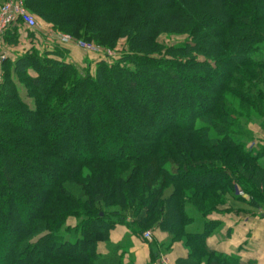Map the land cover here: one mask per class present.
Listing matches in <instances>:
<instances>
[{
	"label": "trees",
	"instance_id": "1",
	"mask_svg": "<svg viewBox=\"0 0 264 264\" xmlns=\"http://www.w3.org/2000/svg\"><path fill=\"white\" fill-rule=\"evenodd\" d=\"M24 3L75 40L109 50L125 40V49L120 61L101 60L92 74L56 58L60 49L24 45L19 55V25L5 33L0 236L8 234L10 243L0 240V264H121L98 253L118 225L134 234L159 228L191 255L234 260L208 251L209 224L202 234L186 226L194 220L188 209L207 218L228 196L244 202L235 185L252 208L264 209V147H248L249 125L256 120L264 130V0ZM162 35L188 40L165 48ZM187 80L191 89L183 91ZM195 99L198 111L190 109ZM110 114L122 128L96 126ZM69 124L74 129L65 132ZM72 143L84 155L65 160L62 146ZM31 173L41 183L31 182ZM24 205V219L15 218Z\"/></svg>",
	"mask_w": 264,
	"mask_h": 264
},
{
	"label": "crops",
	"instance_id": "2",
	"mask_svg": "<svg viewBox=\"0 0 264 264\" xmlns=\"http://www.w3.org/2000/svg\"><path fill=\"white\" fill-rule=\"evenodd\" d=\"M20 44L14 52L21 55L22 47L33 46L43 53L63 51L62 56H55L59 60L72 63L81 69L97 66L98 56L89 53L75 44H62L58 41L57 33L51 24H40L38 30H30L23 25L17 27ZM33 34V35H32ZM16 54V55H17ZM53 56V55H52ZM250 129L254 131L252 125ZM261 137L257 146L264 147V130L259 128ZM258 131V130H257ZM259 133V132H255ZM254 133V134H255ZM264 164V159L262 160ZM244 202L229 198L207 218H203L192 209L194 220L187 224L186 231L190 234H202L209 224L212 232L206 238L208 251L217 255L231 257L234 262L208 256L203 251L191 250L182 240L172 241L168 231L154 228L151 230V240H146L142 232L134 234L126 225H118L110 232L108 242L98 244V253L101 257L111 258L121 264H264V209L252 208L249 198ZM148 231V230H147ZM236 258V259H235ZM191 260V261H190ZM190 261V262H188Z\"/></svg>",
	"mask_w": 264,
	"mask_h": 264
},
{
	"label": "rangeland",
	"instance_id": "3",
	"mask_svg": "<svg viewBox=\"0 0 264 264\" xmlns=\"http://www.w3.org/2000/svg\"><path fill=\"white\" fill-rule=\"evenodd\" d=\"M35 3L36 2H41V1H47V0H33ZM50 1H55V0H50ZM5 2V0L4 1H2V3H1V6L3 5V3ZM0 6V7H1ZM31 13V12H30ZM33 16H35L37 19H38V21L40 22V24H44V23H46L45 21H43L40 17H38L37 15H35V14H33V13H31ZM52 25V24H51ZM52 27L54 28V30L56 31V32H58V33H64V32H60V31H58V29H56L53 25H52ZM64 34H68V33H64ZM33 35V34H32ZM68 35H70V34H68ZM73 37V36H72ZM75 39V38H74ZM82 40V39H81ZM188 40V37L187 36H179V35H169V36H167V35H162L161 37H159V39H158V41H159V43H161V45L162 46H164L165 48H169L170 46H174V44L175 43H177V42H186ZM84 41V40H83ZM123 44H125V40H120L119 41V43H118V45H117V47H116V50H109V49H104V51L101 53V54H98V62L99 61H101V60H108V62L110 63V64H113V63H115V62H118V61H120V59H122L123 58V51L122 50H124L125 48H124V45ZM123 46V47H122ZM121 50V51H120ZM111 53V55H109ZM200 60L201 61H203L204 59L203 58H200ZM90 70V72L92 73V74H95V70H96V68L94 69V71H92L90 68H86L85 70ZM187 78H190V76H187ZM160 80V79H159ZM159 80H155V81H153V82H151V86H152V88H154V87H156L157 85H158V81ZM168 82H170L169 80H168ZM187 83H186V87L184 88V90L183 91H185V90H190L191 89V85H190V82L187 80L186 81ZM3 84V83H2ZM168 85H169V83H168ZM215 85L216 84H214V83H211V84H209V87H210V89L211 90H213L214 91V89H215ZM165 87H166V85H165ZM170 88V86H168V87H166L165 89L167 90V89H169ZM172 89V88H171ZM145 90H147V88H145L144 87V91ZM148 90H151V89H148ZM172 90H174V89H172ZM146 92V91H145ZM177 92V91H176ZM211 98L214 96V93H207ZM22 95H23V97L24 98H26L25 97V91H23V93H22ZM194 95H197L196 94V92L194 93ZM235 101V100H234ZM31 102V101H30ZM201 101L199 100V99H195L194 100V102L192 103V105H190V109L191 110H193V111H198V106H199V103H200ZM94 109V111H96L97 110V106H94L93 107ZM82 110V108L81 109H78L77 110V112H80ZM130 110V109H129ZM128 110V108L126 109V108H124V106H122V115L125 117V118H129V113H130V111ZM164 116V115H163ZM110 117H111V119H108V116L106 115V116H103V121L102 122H100V121H97L95 124H96V126H99L101 123L102 124H106L108 127H112V128H116V127H118V125H120L119 127H121L122 128V122H121V118L120 117H118V116H115V115H112V114H110ZM182 118H181V115L180 114H178V117H177V119H176V122L177 123H180V125L181 124H184L185 122L184 121H182L181 120ZM94 123V122H93ZM132 124L134 125V127L137 129V131H138V133H142V134H144L145 133V131H144V129H142L141 127H140V124H138V123H136V122H132ZM117 125V126H116ZM252 125V127L254 128V131L255 132H259V133H255V132H253L251 129H250V126ZM258 127L259 128H261V126H260V124H259V121H254V122H252L250 125H249V129L252 131V141L249 143V145H248V147H254V146H257V144H259V142H261L262 140H260L261 139V137H258V136H255L256 134H259V135H261V131H259V129H258ZM67 128H69V131H71V130H73L74 129V126L72 125V124H69V125H66L65 126V128L63 129L65 132H67L66 130H67ZM155 129H157L158 128V124H156L155 125V127H154ZM123 129H124V127H123ZM262 129V128H261ZM258 130V131H257ZM255 133V134H254ZM98 140V138H94V141L96 142ZM74 145H75V143L73 144H64L63 146H62V152H63V154H64V159L65 160H67V159H69L71 156H73V154H77V156H78V154H79V156H83L84 154L82 153V152H78L77 153V151L75 150V147H74ZM121 145H122V143H118V144H116L113 148H111L112 149V152L111 153H115V151H116V148H121ZM200 157H198V159H199ZM208 179V178H207ZM203 180H205V176L203 177ZM39 181H41V179L38 177V176H35V174H32L31 173V182H36V183H38ZM39 183H41V182H39ZM235 184H237V183H235ZM235 187H236V194H238L239 196H246V197H248L249 198V196L245 193V192H243L242 191V187H239V186H237V185H235ZM241 189V190H240ZM231 196H228V199L230 198ZM25 209H26V205H24L23 207H20L19 206V208H18V211H16L15 212V218H17V217H20L21 219H24V213H25ZM188 212H189V215H191V216H193V214H192V212H190V209H188ZM16 220L17 219H15L14 221H13V223L12 224H15L16 223ZM76 223H77V221H76V218H70L69 220H68V225H71V226H75L76 225ZM150 229H154L153 227H151V228H148L147 230L148 231H146L145 233H147V232H151V230ZM145 233L143 234V237H144V239H146L145 238ZM152 233V232H151ZM2 239H1V236H0V240H2V241H4L7 245H9V243H10V238L8 237V234H4V233H2ZM146 240H148V239H146ZM37 258H38V256H37ZM34 258H31V263H33L34 262ZM29 261V260H28ZM23 264H27V263H30V261L29 262H25V261H23L22 262Z\"/></svg>",
	"mask_w": 264,
	"mask_h": 264
},
{
	"label": "built area",
	"instance_id": "4",
	"mask_svg": "<svg viewBox=\"0 0 264 264\" xmlns=\"http://www.w3.org/2000/svg\"><path fill=\"white\" fill-rule=\"evenodd\" d=\"M18 25H23L30 30H38L40 28V22L27 10L24 0H5L0 7V91L4 78L3 65L8 58V54L4 49L5 33L10 28ZM55 36L62 44H75L79 48L97 56L104 51V49L93 43L75 40L68 34L57 32ZM144 236L146 239L151 240L152 233L147 232Z\"/></svg>",
	"mask_w": 264,
	"mask_h": 264
}]
</instances>
